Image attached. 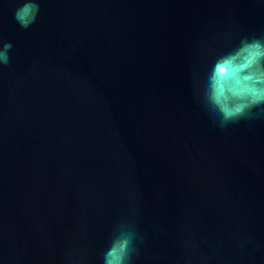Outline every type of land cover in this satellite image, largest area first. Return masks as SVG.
<instances>
[{
	"label": "water",
	"instance_id": "95a60500",
	"mask_svg": "<svg viewBox=\"0 0 264 264\" xmlns=\"http://www.w3.org/2000/svg\"><path fill=\"white\" fill-rule=\"evenodd\" d=\"M13 7L0 264H100L122 216L143 236L135 264H264V117L221 130L194 96L214 53L264 36V6L42 0L29 29Z\"/></svg>",
	"mask_w": 264,
	"mask_h": 264
},
{
	"label": "clouds",
	"instance_id": "9594fccd",
	"mask_svg": "<svg viewBox=\"0 0 264 264\" xmlns=\"http://www.w3.org/2000/svg\"><path fill=\"white\" fill-rule=\"evenodd\" d=\"M8 2L14 5L13 19L21 28L29 29L37 22L42 0ZM257 4L264 6V0H257ZM200 46L210 48L207 40H201ZM12 49L11 41L0 44V66L10 64ZM194 77L196 102L215 127L225 130L241 121L264 117V36H241L226 51L214 53L206 70ZM142 243L137 225L122 216L112 225L100 252V264H135Z\"/></svg>",
	"mask_w": 264,
	"mask_h": 264
}]
</instances>
